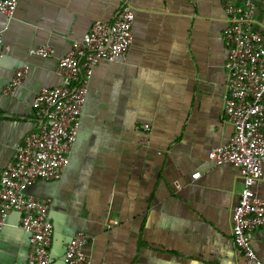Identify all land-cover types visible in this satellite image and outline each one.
Here are the masks:
<instances>
[{
  "label": "crops",
  "instance_id": "obj_1",
  "mask_svg": "<svg viewBox=\"0 0 264 264\" xmlns=\"http://www.w3.org/2000/svg\"><path fill=\"white\" fill-rule=\"evenodd\" d=\"M128 3L135 14L129 50L125 59L95 67L61 180L37 181L26 190L51 200L48 264H63L64 247L78 232L90 264H244L232 237L242 178L236 168L207 160L233 136L223 109L222 0ZM254 3L253 29L264 33V0ZM122 5L18 0L11 19L0 15V171L34 128L38 91L62 83L59 59L96 21H112ZM41 46L51 47L52 56L34 55ZM22 67V85L13 96L2 95ZM255 191L264 198V167ZM19 218L7 216L0 264H26L29 240ZM249 238L264 264V227Z\"/></svg>",
  "mask_w": 264,
  "mask_h": 264
},
{
  "label": "built area",
  "instance_id": "obj_2",
  "mask_svg": "<svg viewBox=\"0 0 264 264\" xmlns=\"http://www.w3.org/2000/svg\"><path fill=\"white\" fill-rule=\"evenodd\" d=\"M18 0H0V15L11 19ZM110 22L96 21L80 42L58 61L62 83L42 87L32 103L34 128L17 147L13 162L0 171V235L11 212L20 215V227L28 235L26 264H48L53 226L49 218L50 199L26 193L37 181H60L69 163L79 131L88 82L100 62L125 59L132 41L134 10L129 0ZM226 28L222 41L226 49L227 73L224 114L233 126V136L212 148L207 160L214 166L236 168L242 191L232 211L234 245L243 253L244 264H263L250 245V233L264 227V198L255 187L264 167V33L253 29L254 0H222ZM0 33V49H1ZM49 46L33 54L49 58ZM27 67L17 69L3 86L2 95L13 96L22 85ZM142 130L149 132L147 125ZM199 173L192 175L197 179ZM85 236L76 233L65 245L63 264H90L82 252Z\"/></svg>",
  "mask_w": 264,
  "mask_h": 264
}]
</instances>
